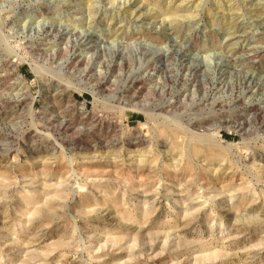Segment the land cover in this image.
Returning <instances> with one entry per match:
<instances>
[{
  "label": "rangeland",
  "instance_id": "1",
  "mask_svg": "<svg viewBox=\"0 0 264 264\" xmlns=\"http://www.w3.org/2000/svg\"><path fill=\"white\" fill-rule=\"evenodd\" d=\"M0 264H264V0H0Z\"/></svg>",
  "mask_w": 264,
  "mask_h": 264
},
{
  "label": "bare ground",
  "instance_id": "2",
  "mask_svg": "<svg viewBox=\"0 0 264 264\" xmlns=\"http://www.w3.org/2000/svg\"><path fill=\"white\" fill-rule=\"evenodd\" d=\"M60 23V22H59ZM79 30V29H78ZM140 36V35H139ZM84 37V36H83ZM115 40V39H114ZM113 45V44H112ZM145 46H148V45H145ZM109 47H110V45H109ZM143 47V46H142ZM151 47V46H150ZM157 47V46H156ZM132 48V47H131ZM112 49V48H111ZM145 49H147V48H145ZM124 50V49H123ZM150 50V49H149ZM152 50V49H151ZM159 50V49H158ZM157 51V50H156ZM125 53H126V51H125ZM158 53V52H157ZM123 54H124V52H123ZM123 54H121V55H123ZM120 55V56H121ZM155 55V54H154ZM164 56V55H163ZM122 57V56H121ZM154 57V59L153 60H155V61H157V59H159L158 58V56L156 57V56H153ZM125 58V57H124ZM254 59V58H253ZM139 60V59H138ZM60 66V68L59 69H61V71H64V72H66V74H69L68 73V71H69V67H68V64H67V61L65 62V63H63V64H61V65H59ZM57 69H58V67H57ZM60 71V70H59ZM58 71V72H59ZM59 74V73H58ZM62 74V73H61ZM255 86V85H254ZM118 93V92H117ZM130 97V96H129ZM130 101H133L134 100V97H133V99H132V97L129 99ZM138 105V104H137ZM145 115H148V116H150L151 114H148V113H145Z\"/></svg>",
  "mask_w": 264,
  "mask_h": 264
}]
</instances>
